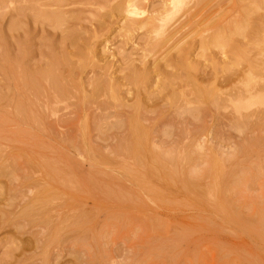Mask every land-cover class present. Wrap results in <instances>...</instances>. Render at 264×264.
Masks as SVG:
<instances>
[{"label": "rangeland", "instance_id": "374dc122", "mask_svg": "<svg viewBox=\"0 0 264 264\" xmlns=\"http://www.w3.org/2000/svg\"><path fill=\"white\" fill-rule=\"evenodd\" d=\"M263 35L264 0H0V264H264Z\"/></svg>", "mask_w": 264, "mask_h": 264}, {"label": "bare ground", "instance_id": "6f19581e", "mask_svg": "<svg viewBox=\"0 0 264 264\" xmlns=\"http://www.w3.org/2000/svg\"><path fill=\"white\" fill-rule=\"evenodd\" d=\"M180 1L181 0H174V2H176L177 4L178 3H180ZM257 3V2H256ZM133 9H134V11L135 12H137V11H139L138 12V14L139 13H141V14H144L145 12L144 11H142V12H140V10L139 9H137V8H135V7H133ZM116 11V10H115ZM117 12V11H116ZM121 13V12H120ZM134 14V13H133ZM140 14V15H141ZM139 15V16H140ZM258 35V34H257ZM264 36V35H263ZM259 37V36H258ZM255 38V37H254ZM257 39V38H256ZM254 40V39H253ZM258 40V39H257ZM261 40V39H260ZM260 40H259V43H260ZM262 41V40H261ZM256 42V40L254 41V43ZM258 42V41H257ZM256 42V43H257ZM255 43V44H256ZM252 44V43H251ZM256 45H258V44H256ZM264 45V44H263ZM251 46V45H250ZM254 46V45H253ZM253 46H251V47H253ZM261 46V45H260ZM249 47V46H248ZM264 47V46H263ZM255 49V48H254ZM239 51V50H238ZM249 52V51H248ZM256 52V51H255ZM262 52H264V49H262ZM241 54H244L242 51L240 52ZM259 53H261L260 51H259ZM252 54H254V52L252 53ZM262 54V53H261ZM247 55V54H246ZM258 55V54H257ZM260 55V54H259ZM238 56V55H237ZM240 56V55H239ZM243 56V55H242ZM253 56V55H252ZM259 57V56H258ZM258 57H255L254 56V58L252 59L251 57H248V55L245 57H243V58H246V61H247V64H248V66H247V69H258V68H260V65L262 64V62L264 63V60H263V58L261 59V60H263L262 62H260L259 60V58H261V57H263V55H260V57L258 58ZM232 61V60H231ZM241 62V61H240ZM239 63V62H238ZM214 65V64H213ZM226 65V64H225ZM215 66V65H214ZM223 67H225V66H223ZM228 67V66H227ZM188 68V67H187ZM190 68V67H189ZM188 68V69H189ZM216 68H217V65H216ZM215 68V69H216ZM193 69V68H192ZM220 69V68H219ZM188 71V70H187ZM98 73V72H97ZM101 73V72H100ZM99 73V74H100ZM188 73V72H187ZM257 73V72H256ZM140 74V73H139ZM139 74L137 75L136 73H135V75H137V77L139 76ZM186 75V74H185ZM212 75H213V73H212ZM28 76H29V74H28ZM141 76V75H140ZM182 76V75H181ZM191 76V75H190ZM207 76V75H206ZM105 77V76H104ZM103 77V78H104ZM107 77V76H106ZM177 77V76H176ZM185 77V76H184ZM183 77V78H184ZM247 83H250V86L252 85V83H251V81L254 79H252V77H253V75H252V73L250 72V73H248L247 74ZM139 78V77H138ZM167 78V77H166ZM192 78V77H191ZM227 78V77H226ZM231 78V77H230ZM105 79H107V78H104V80H103V82L105 81ZM112 79V78H111ZM137 79V78H136ZM140 79V81H141V78H139ZM169 79V78H168ZM167 79V80H168ZM186 79V78H185ZM188 79V78H187ZM193 79V78H192ZM215 79H216V77H215ZM231 79H234V78H231ZM25 80V79H24ZM98 80V79H97ZM96 80V81H97ZM132 80V79H131ZM225 80H228V79H224V81ZM255 80V79H254ZM171 81L173 82V80L171 79ZM193 81V80H192ZM246 81H245V83H246ZM32 82V81H31ZM95 82V81H94ZM102 82V83H103ZM107 82V81H106ZM137 82V81H136ZM144 82V81H143ZM184 82V81H183ZM227 82V81H226ZM254 82V81H253ZM102 83H100V84H102ZM131 83V82H130ZM130 83H128V84H130ZM166 83V82H165ZM188 83V82H187ZM192 83V82H191ZM212 83V82H211ZM228 83V82H227ZM91 84V83H90ZM110 84V83H109ZM137 84V83H136ZM135 84V85H136ZM174 84V83H173ZM105 85H107V84H105ZM113 85V84H112ZM194 85V84H193ZM209 85H210V83H209ZM227 85V84H226ZM247 85V84H246ZM100 85L98 84L97 85V87H99ZM131 86V85H130ZM166 86V85H165ZM169 86V85H168ZM172 86V85H171ZM231 86V85H230ZM249 86V87H250ZM93 87H94V85H93ZM104 87V86H103ZM113 87V86H112ZM116 87H117V85H116ZM126 87V86H125ZM128 87V86H127ZM126 87V88H127ZM142 87V86H141ZM161 87V86H160ZM163 87V86H162ZM212 87V86H211ZM194 88V87H193ZM208 88V87H207ZM248 88V87H247ZM30 89V88H29ZM114 90H118V87L115 89V88H113ZM212 89V88H211ZM210 89V91H208V92H210V93H212L211 90ZM76 90V89H75ZM101 91H103V89H100ZM107 91L109 90V86H108V88L106 89ZM116 90V91H117ZM164 90V89H163ZM208 90V89H207ZM18 91V90H17ZM97 91V90H96ZM140 91V90H139ZM250 91V90H249ZM58 92V91H57ZM98 92V91H97ZM104 92V91H103ZM126 92V91H125ZM160 92V91H159ZM165 92H167V91H165ZM194 92V94L196 95V97L197 98H199V97H203V99L205 98V94H206V91H204V90H202L201 89V87H200V89H199V87H197V89L195 90V91H193ZM246 92V91H245ZM108 93V92H107ZM192 93V92H191ZM210 93H208V95H209V97L211 96L212 97V95L210 94ZM97 94V93H96ZM114 94L116 95V97L115 98H119L118 97V93L116 94L115 92H114ZM152 94V93H151ZM172 94H173V92H172ZM66 95V94H65ZM95 95V94H94ZM98 95V94H97ZM107 95V94H106ZM115 95H113L112 94V97L113 96H115ZM129 95V94H128ZM167 95H169V94H167ZM174 95H175V93H174ZM256 95V94H255ZM108 97H109V95H107ZM155 96H157V94L155 95ZM180 96H182V95H180ZM240 96V95H239ZM86 97V96H85ZM175 98H176V95L174 96ZM183 97V96H182ZM207 97V96H206ZM67 98V97H66ZM110 98V97H109ZM171 98H173V96L171 97ZM247 98V97H246ZM147 99V98H146ZM150 99V98H149ZM149 99H147V101L149 100ZM114 100V99H113ZM117 100V99H116ZM120 100V99H119ZM135 100V103H136V98L134 99ZM151 100H152V97H151ZM174 100V99H173ZM176 100V99H175ZM178 100V99H177ZM176 100V101H177ZM143 101V100H142ZM145 101V100H144ZM155 101V100H154ZM183 101V100H182ZM197 101V100H196ZM201 101V100H200ZM98 102V101H97ZM181 102V101H180ZM184 102L185 103H187V106H188V102L187 101H185L184 100ZM212 102V101H211ZM124 103V102H123ZM172 103H174V101L172 102ZM183 103V102H182ZM260 103V100L258 99V98H250V100H247V101H238L237 103H236V105H235V109H236V111H239V110H245V109H247V108H249V107H251V106H253V105H257V104H259ZM118 104H119V102H118ZM125 104V103H124ZM123 104V105H124ZM190 104V103H189ZM153 105V104H152ZM79 106V105H78ZM105 106V105H104ZM107 106V105H106ZM112 106V105H111ZM158 106V105H157ZM167 106V105H166ZM141 107V106H140ZM104 108V107H103ZM102 108V109H103ZM136 108V107H135ZM146 108V107H145ZM154 108V107H153ZM158 108V107H157ZM109 109V108H108ZM121 110V109H120ZM136 111H137V109H136ZM142 111H144V110H142ZM193 111V110H192ZM146 112V111H145ZM143 113V112H142ZM130 114H132V113H130ZM134 114H136V113H134ZM141 115V114H140ZM176 115H177V113H176ZM195 116V115H194ZM200 116V115H199ZM103 117V116H102ZM123 117V116H122ZM249 117H252V116H249ZM97 118V117H96ZM125 118V117H124ZM135 118H137V117H135ZM109 119V118H108ZM92 120H94V119H92ZM193 120V119H192ZM134 121V120H133ZM199 121V120H198ZM124 122V121H123ZM122 122V123H123ZM132 122V121H131ZM130 122V123H131ZM245 122V121H244ZM144 123V122H143ZM148 123V122H147ZM125 124V123H124ZM134 125H138V123H133ZM99 125V124H98ZM131 125H132V123H131ZM133 125V126H134ZM111 126V125H110ZM136 126H134L135 127V132L137 133V127ZM132 127V126H131ZM114 128V127H113ZM84 129V128H83ZM128 129V128H127ZM132 129V128H131ZM203 129V128H202ZM118 130V129H117ZM138 130H139V128H138ZM109 131V130H108ZM129 131V130H128ZM133 134V133H132ZM141 136H142V134H141ZM143 138H145V135H144V137ZM138 139V138H137ZM140 139H142V137H140ZM144 140V139H143ZM144 142V141H143ZM147 143V142H146ZM138 145H140V143H138ZM194 145V144H193ZM205 146V145H204ZM136 147H137V145H136ZM197 147V146H196ZM140 148V147H139ZM205 148V147H204ZM129 152V151H128ZM129 156V155H128ZM189 159H190V157H189ZM135 160V159H134ZM147 160V159H146ZM153 162V161H152ZM142 163V162H141ZM206 174V173H205ZM28 178V177H27ZM171 181V180H170ZM40 185V184H39ZM207 189V188H206ZM210 190V189H209ZM38 192V191H37ZM212 193V192H211ZM209 194V193H208ZM205 195H207V194H205ZM209 195H211V194H209ZM60 198V197H59ZM52 199V198H51ZM45 203V202H44ZM30 206V205H29ZM27 209H28V207H27ZM77 211V210H76ZM78 212V211H77ZM40 214V213H39ZM74 214V213H73ZM76 214V213H75ZM72 215V214H71ZM86 217V216H85ZM65 218V217H64ZM71 218H73V217H71ZM50 220V219H49ZM67 221V220H66ZM69 225V224H68ZM47 229V228H46ZM61 229V228H60ZM65 229V228H64ZM61 230H63V229H61ZM87 233V232H86Z\"/></svg>", "mask_w": 264, "mask_h": 264}]
</instances>
